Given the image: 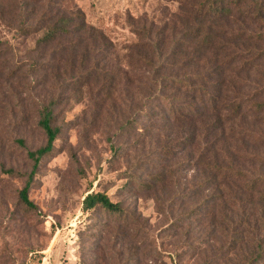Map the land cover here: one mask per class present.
I'll use <instances>...</instances> for the list:
<instances>
[{"label":"trees","instance_id":"16d2710c","mask_svg":"<svg viewBox=\"0 0 264 264\" xmlns=\"http://www.w3.org/2000/svg\"><path fill=\"white\" fill-rule=\"evenodd\" d=\"M163 1L177 8L166 9L159 21L131 19L135 41L125 49V67L137 75L128 79L136 95L126 97L134 117L122 124L121 134L135 130L144 118L145 133L169 131L153 159L138 163L143 169L149 161V181L132 176V183L158 199L179 186L178 172L193 171V178L181 183V196L195 205L177 219L175 229L189 223V229L194 226L214 243L208 250L190 245L196 255L207 257L202 264H264V35L259 27L264 0ZM0 22L24 42L36 38L32 52L37 59L29 61L27 72L45 77L39 86L64 63L71 71L85 69L87 80L109 100L129 75L112 66L115 44L81 10L67 9L64 0H0ZM15 65L12 73L20 74L27 64L17 60ZM253 73L256 87L251 91ZM25 86L32 90L35 84ZM58 104L53 98L38 100L33 113L24 105L22 123L15 124L21 130L35 122L46 137L34 151L27 150L24 140L16 142L31 163L19 193L30 211L37 208L29 199L34 178L61 134L55 119ZM154 159L160 167L152 164ZM176 159L180 161L173 163ZM92 211L128 218L123 203L101 191L83 200V212Z\"/></svg>","mask_w":264,"mask_h":264},{"label":"rangeland","instance_id":"374dc122","mask_svg":"<svg viewBox=\"0 0 264 264\" xmlns=\"http://www.w3.org/2000/svg\"><path fill=\"white\" fill-rule=\"evenodd\" d=\"M64 6L81 10L86 21L115 44L112 66L129 75L119 79L121 86L109 100L87 80L85 69L71 71L64 63L39 86L45 77L27 72L29 61L37 59L32 52L36 38L24 42L0 22V264H202L207 257L196 255L193 247L208 250L214 243L194 226L189 229V223L179 224L177 230L174 225L195 205L181 196V183L193 178L194 172H178L179 186L160 194L159 200L155 194L137 190L131 180L137 176L149 181V161L143 169L138 163L153 159L152 153L166 142L169 131L145 133L147 118L135 130L120 131L134 117L127 98L136 90L128 79L135 80L137 71H130L124 62L125 49L135 41L131 19L159 21L166 9L175 10L177 5L163 0H64ZM259 27L264 35V23ZM15 60L26 61L20 74L12 73ZM118 61L122 62L115 65ZM255 80L253 73L251 91ZM28 81L35 84L32 90L25 86ZM49 98L59 103L55 119L61 134L34 178L29 199L37 208L30 211L19 198L31 172L27 150L43 147L46 137L35 122L21 130L15 124L22 123L24 105L33 113L38 100ZM19 139L27 150L16 143ZM152 164L160 167L155 159ZM9 169L16 174H7ZM98 191L123 203L126 221L102 211L83 212L84 198Z\"/></svg>","mask_w":264,"mask_h":264}]
</instances>
